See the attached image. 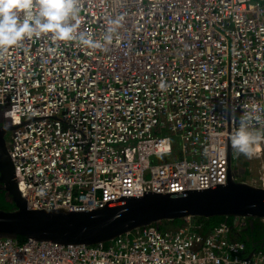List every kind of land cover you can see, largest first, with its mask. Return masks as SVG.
I'll return each mask as SVG.
<instances>
[{
  "label": "built area",
  "instance_id": "2783aa9c",
  "mask_svg": "<svg viewBox=\"0 0 264 264\" xmlns=\"http://www.w3.org/2000/svg\"><path fill=\"white\" fill-rule=\"evenodd\" d=\"M78 9L76 35L101 49L43 35L0 51V109L15 127L7 145L27 209L91 211L225 185L229 136L248 106L264 116V0H78ZM251 126L264 131V121ZM252 157L264 159V144ZM246 221L206 235L192 220L145 227L94 247L0 239V264H264V250L247 254L230 238Z\"/></svg>",
  "mask_w": 264,
  "mask_h": 264
},
{
  "label": "water",
  "instance_id": "95a60500",
  "mask_svg": "<svg viewBox=\"0 0 264 264\" xmlns=\"http://www.w3.org/2000/svg\"><path fill=\"white\" fill-rule=\"evenodd\" d=\"M15 127H0V189L14 208L0 210V239L22 237L63 246H106L114 239L145 227L193 219L264 220V187L238 180L228 148L225 185L181 194L146 193L121 199L91 211L29 210L18 190L6 135ZM250 222V223H251ZM253 252V251H252ZM250 252V253H252Z\"/></svg>",
  "mask_w": 264,
  "mask_h": 264
},
{
  "label": "clouds",
  "instance_id": "9594fccd",
  "mask_svg": "<svg viewBox=\"0 0 264 264\" xmlns=\"http://www.w3.org/2000/svg\"><path fill=\"white\" fill-rule=\"evenodd\" d=\"M78 11V0H0V51L43 35L57 43L75 41L86 50L101 49L104 47L101 41L82 32L76 35L80 23ZM122 19L109 22L104 42L111 43V34L121 26ZM252 121H264L255 104L243 112L238 126L229 136L231 147L247 158L260 151L264 144V131L253 128Z\"/></svg>",
  "mask_w": 264,
  "mask_h": 264
},
{
  "label": "trees",
  "instance_id": "16d2710c",
  "mask_svg": "<svg viewBox=\"0 0 264 264\" xmlns=\"http://www.w3.org/2000/svg\"><path fill=\"white\" fill-rule=\"evenodd\" d=\"M3 111H6L5 109ZM0 118L3 122L5 120L2 117V113ZM8 121V120H7ZM14 208V204L10 203L8 197L4 191L0 189V210L9 211ZM233 218H212V219H193V225L195 226L194 231L200 233L201 235H206L209 231H211L214 227L218 226L221 223H226L228 225L232 224ZM250 220L246 221V227L239 231L240 232V242L245 245V253H250L258 250H264V225L259 220H255L251 222ZM174 225H183L184 221H174L172 222ZM166 223L158 225V229L162 232L168 231L165 228ZM178 226V227H180ZM176 230V229H175ZM232 231H235L232 229ZM231 231V232H232ZM18 242L23 243L26 239L19 237L17 239Z\"/></svg>",
  "mask_w": 264,
  "mask_h": 264
},
{
  "label": "rangeland",
  "instance_id": "374dc122",
  "mask_svg": "<svg viewBox=\"0 0 264 264\" xmlns=\"http://www.w3.org/2000/svg\"><path fill=\"white\" fill-rule=\"evenodd\" d=\"M0 109L2 117L8 119L9 110ZM9 135H6L8 139ZM264 159L262 158H247L239 155L236 151L232 153V168L239 175L238 180L245 181L249 184L262 187L264 179ZM165 228H167L165 226Z\"/></svg>",
  "mask_w": 264,
  "mask_h": 264
},
{
  "label": "crops",
  "instance_id": "0c3cea01",
  "mask_svg": "<svg viewBox=\"0 0 264 264\" xmlns=\"http://www.w3.org/2000/svg\"><path fill=\"white\" fill-rule=\"evenodd\" d=\"M260 221V220H259ZM261 222V221H260ZM262 223V222H261ZM167 228L168 231H174L175 229L178 228V226L180 225H174L172 223H166L165 225ZM232 240L234 241H239L240 240V232H237V231H232L231 232V237H230Z\"/></svg>",
  "mask_w": 264,
  "mask_h": 264
},
{
  "label": "flooded vegetation",
  "instance_id": "af4514ba",
  "mask_svg": "<svg viewBox=\"0 0 264 264\" xmlns=\"http://www.w3.org/2000/svg\"><path fill=\"white\" fill-rule=\"evenodd\" d=\"M2 110V109H1ZM0 115H1V111H0ZM9 125V122L7 120H5V122H3L0 118V127H3V126H8ZM10 133L8 132L7 135H9ZM7 140V139H6Z\"/></svg>",
  "mask_w": 264,
  "mask_h": 264
}]
</instances>
